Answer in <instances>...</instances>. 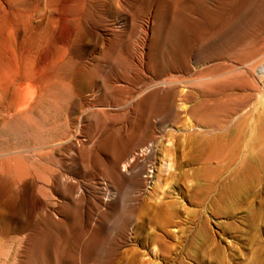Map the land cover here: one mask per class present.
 Instances as JSON below:
<instances>
[{
  "label": "rangeland",
  "instance_id": "1",
  "mask_svg": "<svg viewBox=\"0 0 264 264\" xmlns=\"http://www.w3.org/2000/svg\"><path fill=\"white\" fill-rule=\"evenodd\" d=\"M0 25L34 91L0 107V264H264V0H0Z\"/></svg>",
  "mask_w": 264,
  "mask_h": 264
},
{
  "label": "bare ground",
  "instance_id": "2",
  "mask_svg": "<svg viewBox=\"0 0 264 264\" xmlns=\"http://www.w3.org/2000/svg\"><path fill=\"white\" fill-rule=\"evenodd\" d=\"M5 2V1H4ZM14 3V2H12ZM4 7V6H2ZM7 9V8H6ZM2 10V8H1ZM7 11V10H6ZM6 19V18H5ZM1 26V25H0ZM2 27H0V51L2 52V55L4 57V60L5 61L4 63H0L2 64V67L0 65V107L2 108V104L7 101L8 103L12 104V113L11 114H15L17 111H19L21 109V104L25 103L27 104L30 100H32V95L34 94V91L32 90V87H29L30 85H28V87L26 88V91H24L23 89V92H24V95L23 97L20 95V91H19V79H18V74H17V69H16V65H15V54H14V45L16 43H14V36H11L9 33V36L8 35H5L3 29L1 30ZM6 32V31H5ZM13 33V32H11ZM17 34V33H16ZM0 52V53H1ZM234 67V66H233ZM241 68V67H240ZM238 68V69H240ZM249 68V67H248ZM242 69V68H241ZM256 69V68H255ZM239 71V70H238ZM250 71V70H249ZM248 72V71H246ZM245 72V73H246ZM253 73V72H251ZM258 73V72H257ZM249 74V72H248ZM253 76L255 78H253L254 80H257L256 82H258V89L259 91L263 94L264 93V83L261 82L259 80V78L257 76L254 75L253 73ZM251 79V78H250ZM253 80V81H254ZM26 82V81H25ZM161 84H164L167 83L166 80L164 81H160ZM169 83V82H168ZM193 83V82H192ZM195 83V82H194ZM155 84H158L155 83ZM196 84V83H195ZM194 84V85H195ZM23 85V84H22ZM191 85V84H190ZM158 86V85H157ZM156 86V87H157ZM171 86V85H170ZM161 90L163 91H166L167 90V87L166 85L165 86H162L160 87ZM169 89V87H168ZM168 91L171 92V98H173L174 96H176V91L175 89L171 88L169 89ZM181 91V90H180ZM209 91V90H208ZM22 92V93H23ZM139 92V91H138ZM141 92V91H140ZM167 92V91H166ZM169 92V94H170ZM250 92V91H249ZM183 93V92H182ZM180 93V94H182ZM206 93V92H205ZM245 93V92H244ZM179 94V95H180ZM204 94V93H203ZM209 94V93H208ZM247 94V92H246ZM245 94V95H246ZM252 94V93H250ZM249 93L247 94L248 96L250 95ZM199 95H202V94H199ZM210 95V94H209ZM244 95V94H243ZM245 96V97H248V96ZM181 96V95H180ZM180 96H178V100H183L182 98L180 99ZM35 97V96H34ZM182 97V96H181ZM209 98V97H208ZM264 98V97H263ZM206 99V98H205ZM30 105V102L27 104V106ZM5 106V104H4ZM24 106V105H23ZM27 106L25 107L26 110H27ZM205 106V105H204ZM195 107V106H194ZM202 108V107H201ZM4 109V108H3ZM23 109V108H22ZM94 109V108H93ZM194 109V108H193ZM4 111V110H2ZM21 111V110H20ZM31 111V110H30ZM5 113H3L4 115ZM2 115V114H1ZM86 115V114H85ZM83 116V115H82ZM3 117V116H2ZM4 118V117H3ZM1 120V118H0ZM18 120V119H17ZM80 121V120H79ZM4 122V121H3ZM2 122V123H3ZM25 122V121H24ZM30 122V121H29ZM78 123V121L76 122ZM30 124V123H29ZM255 125V124H254ZM31 127V126H30ZM78 127H79V124H78ZM253 127V126H252ZM48 128V127H47ZM256 128V127H255ZM14 129V128H13ZM16 129V128H15ZM249 131V130H248ZM256 134H254V138L251 139V143L249 144V147L246 151V155H244L243 157V164L245 165V163L247 164V166L249 167H252V166H256L257 164H260L261 166L264 165V110L261 112V114H259V117H258V126H257V132H256V129L254 130ZM228 133V132H227ZM252 133L253 130H252ZM77 134V133H76ZM78 135V134H77ZM76 135V136H77ZM73 137V136H72ZM253 137V136H252ZM52 138V137H51ZM76 138V137H74ZM41 139V138H40ZM49 139V138H48ZM51 145V144H50ZM221 149L222 145L220 146H217ZM44 148V147H43ZM148 146L144 149H141L139 151V153H134V151L130 154V158L126 161V163L123 165L122 164V169L123 170H128V169H132L134 170V166L137 162V160L139 159V155H142L144 153H146L148 151ZM50 149V148H49ZM24 150V149H23ZM26 151V150H25ZM34 151V150H33ZM41 151V150H40ZM132 151V150H131ZM130 151V152H131ZM15 152V151H14ZM37 152V151H36ZM36 152H32L31 151V155H34L36 156L37 153ZM47 152V151H46ZM129 152V153H130ZM137 152V151H136ZM39 153V152H38ZM11 154V153H9ZM28 154V153H27ZM40 154V153H39ZM39 157V156H37ZM36 157V158H37ZM42 157V156H41ZM3 158V157H2ZM35 158V157H34ZM14 159V158H13ZM30 159V158H29ZM15 162L13 160L14 163H17L19 164V167H18V171L17 173L19 175L23 174V167L21 165V163L15 158ZM38 161V159H37ZM44 163V161H43ZM53 163V162H52ZM15 165V164H14ZM137 165V164H136ZM43 169V168H42ZM41 169V170H42ZM132 170V171H133ZM45 171V170H44ZM42 173V172H41ZM49 175V174H48ZM25 176V175H24ZM41 177V176H40ZM45 177V176H44ZM42 179V178H41ZM47 180V179H46ZM60 180V179H59ZM44 181V180H43ZM48 182V181H46ZM42 187V186H40ZM77 197V198H76ZM76 200L80 198V194L77 193V196H76Z\"/></svg>",
  "mask_w": 264,
  "mask_h": 264
}]
</instances>
